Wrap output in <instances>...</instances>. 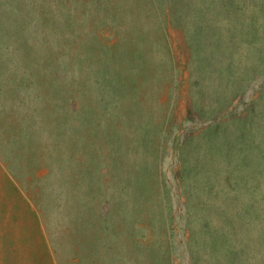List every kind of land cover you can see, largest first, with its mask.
I'll return each mask as SVG.
<instances>
[{"label":"rangeland","instance_id":"obj_1","mask_svg":"<svg viewBox=\"0 0 264 264\" xmlns=\"http://www.w3.org/2000/svg\"><path fill=\"white\" fill-rule=\"evenodd\" d=\"M17 260L264 264V0H0Z\"/></svg>","mask_w":264,"mask_h":264},{"label":"trees","instance_id":"obj_2","mask_svg":"<svg viewBox=\"0 0 264 264\" xmlns=\"http://www.w3.org/2000/svg\"><path fill=\"white\" fill-rule=\"evenodd\" d=\"M3 194H4V193H3ZM3 194H2L1 196H5V194H4V195H3ZM6 225H7V224H6ZM14 263H15V264H21V263H23V262H21V260H17V261H14Z\"/></svg>","mask_w":264,"mask_h":264}]
</instances>
